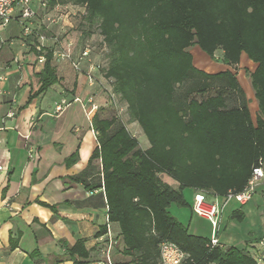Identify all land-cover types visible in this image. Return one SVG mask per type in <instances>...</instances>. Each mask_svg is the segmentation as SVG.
I'll return each mask as SVG.
<instances>
[{"label":"trees","instance_id":"16d2710c","mask_svg":"<svg viewBox=\"0 0 264 264\" xmlns=\"http://www.w3.org/2000/svg\"><path fill=\"white\" fill-rule=\"evenodd\" d=\"M49 4L85 9L81 27L88 29L87 36L95 30L107 50V63L99 71L150 143L142 149L118 118L100 116L103 107L92 119L98 147L84 176L99 163L101 180L92 187L104 189L109 221L119 225L132 263L160 264L161 244L173 242L187 253L184 264H259L244 249L211 247L210 239L190 234L169 209L190 207L184 197L188 189L220 199L242 193L254 169H264V0ZM193 47L213 59L221 51L227 70L209 74L197 69ZM37 53L45 62L35 96L59 81L54 50ZM243 55L257 66L250 75L259 108L255 119L236 73ZM161 175L179 188L165 184ZM239 214L234 218L242 220ZM84 244L71 248L74 264H87Z\"/></svg>","mask_w":264,"mask_h":264},{"label":"crops","instance_id":"0c3cea01","mask_svg":"<svg viewBox=\"0 0 264 264\" xmlns=\"http://www.w3.org/2000/svg\"><path fill=\"white\" fill-rule=\"evenodd\" d=\"M34 8L37 10V6ZM31 28L32 36L25 38L17 11L0 31L4 41L0 53V166L3 167L0 172V264H74L70 250L80 241L90 254L87 264H106L108 252L111 264H133L131 256L124 253L119 225L109 221L104 189L92 187L101 180L99 163L84 176L98 147L86 106L91 97L99 106L102 104L101 86L106 80L100 71L92 69V63L97 65L99 61L81 58L85 47L80 48L69 37L64 42L57 39L55 45L51 38L57 29H52V33L45 31L38 18L31 21ZM42 35L47 39L44 42ZM40 46L70 51L73 59L80 61L81 69H74L69 60L54 59L58 83L35 96L41 88L39 75L44 67L37 53ZM244 57L247 58L243 55L241 64L247 65L249 76L244 84L238 74L237 78L256 118L259 108L250 75L257 66ZM215 66L211 71L225 65ZM196 68L206 72L202 67ZM89 72L95 81H90ZM63 101L69 106L57 115L56 106ZM163 176L166 175H161L165 184L179 188L178 183H169ZM79 177L82 181L76 180ZM199 193L185 190L184 197L190 207L172 205L169 212L190 234L210 239V223L199 219L191 209ZM208 200L214 202L215 197L208 196ZM235 213H240L242 220L235 219ZM236 222L249 223L246 234L236 232ZM105 228L106 233L98 236ZM219 240L224 248L236 247L256 257L264 256L263 182L258 184L253 200L247 205L229 203L225 207Z\"/></svg>","mask_w":264,"mask_h":264},{"label":"built area","instance_id":"2783aa9c","mask_svg":"<svg viewBox=\"0 0 264 264\" xmlns=\"http://www.w3.org/2000/svg\"><path fill=\"white\" fill-rule=\"evenodd\" d=\"M37 6V10L34 8ZM62 5H55L53 8L49 4V0H0V31L4 29L11 21L13 15L18 11L21 17L23 25V34L25 38H29L33 34L31 28V21L38 18L42 27L47 31H51L54 27L63 26L67 20L65 14H61ZM42 42L46 41L44 35L40 36ZM57 44V39L56 43ZM4 41L0 36V53L2 51ZM43 46L38 47V51L43 50ZM81 58L86 59L91 62V49L86 46L81 54ZM54 59L69 60L72 63L74 69L79 71L80 61H75L73 59L72 53L70 51L59 52L57 49L54 50ZM40 62H45L43 56L39 57ZM92 69L100 70L101 66L92 63ZM88 78L90 81H95L92 72L88 73ZM0 80H2L0 78ZM75 102H81L80 99H75ZM69 103L63 101L56 106V114L61 115L68 108ZM99 110V106L96 104L95 100L91 97L88 100V105L86 106L87 117L92 121L94 115ZM94 132V130H93ZM96 135V133L94 132ZM3 171V167L0 166V172ZM260 182L264 183V169L256 168L253 171L252 178L242 193L233 194L230 193L226 198L220 199L215 197L214 202L208 200V196L200 192L194 198L192 204L193 213L202 219L207 220L212 228V234L210 238L211 247H221L219 240V232L221 226V219L225 207L229 203H237L238 205L245 206L250 203L256 193L257 186ZM187 253H184L176 244L173 242H164L160 246V264H184L187 259ZM110 253L108 252V261L106 264H111ZM259 264H264V256L256 257Z\"/></svg>","mask_w":264,"mask_h":264},{"label":"rangeland","instance_id":"374dc122","mask_svg":"<svg viewBox=\"0 0 264 264\" xmlns=\"http://www.w3.org/2000/svg\"><path fill=\"white\" fill-rule=\"evenodd\" d=\"M60 12L61 14H65L68 18L66 22L63 24V26L52 28V29H57L56 30L57 32H55L54 37H52L51 40L56 42V39H59L61 40V42H64V40H66L69 37L70 40L73 41L75 40L74 42L77 43V45L80 48H84L88 46L91 49L92 62H94V59L97 58V60L99 61L98 64L100 66L106 65L107 50L102 43V38L96 33L95 30H92V32H90L92 34L91 36H87L88 29L81 27V23L83 22V17L85 14V9L73 5H65L63 6ZM45 31L47 30L45 29ZM49 33L52 32L50 31ZM192 52L195 58V65L198 68L202 67L203 70H205L206 72H219L221 70H225L226 67L222 66L220 67V69H215L214 71H211L216 64L223 65V62L221 60V54H222L221 51H218L216 53L214 59L206 55L199 48H193ZM244 59L247 58L244 57ZM249 71L250 70L248 69L247 65H245L244 63L241 64L239 67H237L236 73L239 75L240 82H242L243 84H244L243 81H245L246 78H248L249 76L248 73ZM102 82L104 83V86H101L103 90L102 92L103 99L100 102H102V104L99 106L96 103L99 106V108L103 107L100 116L102 118H109V119L114 117L118 118L121 122H123L127 126V129H129V131L135 137H137L142 149L149 148L150 143L147 137L145 136V134L142 132L140 126L138 124L130 122L129 115H127L128 112L125 103L123 104L117 96L113 95L112 87H110V84L107 81L103 80ZM253 116L255 118L256 116L255 113ZM139 128L141 132H139ZM163 178L169 183L172 182L174 183V185L176 184L174 180H171L166 176H163ZM236 225H237L236 232L239 235L246 234L247 232L246 229L249 227V223L246 222L243 224L236 222ZM238 246L242 247L240 243L238 244Z\"/></svg>","mask_w":264,"mask_h":264},{"label":"bare ground","instance_id":"6f19581e","mask_svg":"<svg viewBox=\"0 0 264 264\" xmlns=\"http://www.w3.org/2000/svg\"><path fill=\"white\" fill-rule=\"evenodd\" d=\"M202 65V64H201Z\"/></svg>","mask_w":264,"mask_h":264}]
</instances>
